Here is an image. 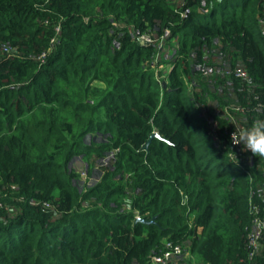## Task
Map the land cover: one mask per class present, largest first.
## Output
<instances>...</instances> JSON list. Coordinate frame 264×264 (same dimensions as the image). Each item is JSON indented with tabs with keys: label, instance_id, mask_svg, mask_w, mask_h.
Instances as JSON below:
<instances>
[{
	"label": "trees",
	"instance_id": "obj_1",
	"mask_svg": "<svg viewBox=\"0 0 264 264\" xmlns=\"http://www.w3.org/2000/svg\"><path fill=\"white\" fill-rule=\"evenodd\" d=\"M168 1L0 0V264H150L166 242L183 248L176 264H264V230L248 248L264 159L232 160L209 105L242 108V126L264 118V0ZM236 68L250 85L224 75ZM90 133L113 163L80 191L68 163Z\"/></svg>",
	"mask_w": 264,
	"mask_h": 264
},
{
	"label": "rangeland",
	"instance_id": "obj_2",
	"mask_svg": "<svg viewBox=\"0 0 264 264\" xmlns=\"http://www.w3.org/2000/svg\"><path fill=\"white\" fill-rule=\"evenodd\" d=\"M170 5H174L173 7L176 8L178 6H180V2L181 0H169L168 1ZM177 40L173 39L172 41H170V45L165 44V42L160 41L157 44V50H158V54L153 62V67H154V71L159 72L162 71L163 73L167 72L170 69V65L169 64H163V62L165 61H169L170 59H172L173 54H174V47L177 46ZM162 63V64H161ZM214 77H208V76H204L202 75V79L205 82H211L212 79ZM194 86V85H193ZM193 87H190V84H188V94L191 95V92H198V88L192 89ZM209 105H211V107L213 108V113L214 115H223L222 112H217L219 109L214 106L213 103H209ZM232 107L234 105H231ZM58 110V109H55ZM60 113V112H59ZM62 118L66 119L68 122L72 123V127H73V133H74V137L72 138V140L74 141H79V137H78V131L79 128L78 126L80 125V122H82L83 118L79 115V117L75 118L76 115L72 113V111L70 109H66L64 110V112H62ZM242 122H243V118H241L240 115H236V123H237V127L240 126L242 127ZM101 136L96 135L95 133H90L89 135H85V137L83 138L84 140V144L87 145V147L89 148V150H84L82 149L80 146L79 148L75 145V147H73V152L75 154H73V156L71 157V161L68 163V167H70V169L72 171H74L75 175H77V184L79 186V190L81 191L83 189L84 186L90 185V184H94L95 182H98L101 178V175H98V171L100 170V164H98L99 159L95 157V155L93 153H91V146L93 145V147H98V145L94 146V144L92 142L96 141V142H100L101 140ZM81 140V139H80ZM92 144V145H91ZM255 158V156H254ZM249 159H250V152H246L243 151V146L241 145V149H240V157L238 158L239 161H241L244 164H249ZM260 159V158H258ZM58 160H60L58 158ZM113 163V161H109L107 163V166L111 165ZM6 188H0V193L1 191L4 193ZM11 192L12 194L17 193V189L16 187L12 186L11 187ZM187 256H185L184 259H186Z\"/></svg>",
	"mask_w": 264,
	"mask_h": 264
},
{
	"label": "built area",
	"instance_id": "obj_3",
	"mask_svg": "<svg viewBox=\"0 0 264 264\" xmlns=\"http://www.w3.org/2000/svg\"><path fill=\"white\" fill-rule=\"evenodd\" d=\"M58 31V29H56ZM262 30L264 32V20L262 22ZM139 41L143 44H148L150 42H152L150 40L149 37H141L139 39ZM54 42V41H52ZM158 49V48H157ZM3 51L5 53L9 52V49L7 47L3 48ZM44 58V55L41 57ZM202 75L204 76H208V77H214L217 74V69L212 67H208V68H204L203 70H201ZM234 75L236 78L241 79L242 81L246 82L248 85L251 84V80L248 77V74L245 70L241 69V68H236L233 72L231 71H226L224 72L225 76H230V75ZM261 107V106H259ZM264 110V106L262 107ZM222 112L223 115H215L218 118H222V119H226L229 123L228 128L226 129V134L229 137L230 140V146L233 149V153H235L237 160L234 157V154H230V157L232 160L234 161H238V158L240 157V149H241V145H234L232 143L231 140V136L232 133L235 131V128H239L240 126H236V115H240L241 118H243V114H244V110L238 106H231L230 108H224V109H219L217 112ZM211 131L213 133H215L217 131V124L214 121H208ZM156 134V133H153ZM114 154V153H113ZM113 154L108 155L105 158H102L99 160L98 164H100V166L102 167H106L108 161H110V159L114 156ZM241 162V161H240ZM250 163V161H249ZM135 221H140V217L136 216L135 217ZM264 230V222H262L261 220H256L255 221V232L253 233V235L251 236L250 240H249V258L254 257L258 250H259V241L261 239V235H262V231ZM183 258V248L179 245H174L171 242H166L164 244V246L162 247V249L160 250L159 253L153 255L151 257L150 260V264H176L178 261H180Z\"/></svg>",
	"mask_w": 264,
	"mask_h": 264
},
{
	"label": "clouds",
	"instance_id": "obj_4",
	"mask_svg": "<svg viewBox=\"0 0 264 264\" xmlns=\"http://www.w3.org/2000/svg\"><path fill=\"white\" fill-rule=\"evenodd\" d=\"M231 140L234 145H242L243 151L264 159V118H254L250 125L235 128Z\"/></svg>",
	"mask_w": 264,
	"mask_h": 264
},
{
	"label": "water",
	"instance_id": "obj_5",
	"mask_svg": "<svg viewBox=\"0 0 264 264\" xmlns=\"http://www.w3.org/2000/svg\"><path fill=\"white\" fill-rule=\"evenodd\" d=\"M140 44H143V43L140 42ZM154 138H159V137L157 136V134H152V136L150 137V140L147 143L146 147L149 145V143L151 142V140L154 139ZM141 222L145 223L146 225H149V224L153 223V220H151L149 222H144V221H141Z\"/></svg>",
	"mask_w": 264,
	"mask_h": 264
}]
</instances>
